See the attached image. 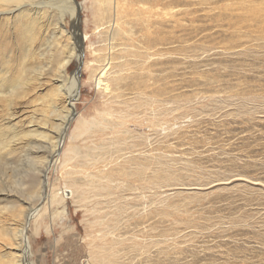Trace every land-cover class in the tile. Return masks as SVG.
<instances>
[{"label": "rangeland", "instance_id": "rangeland-1", "mask_svg": "<svg viewBox=\"0 0 264 264\" xmlns=\"http://www.w3.org/2000/svg\"><path fill=\"white\" fill-rule=\"evenodd\" d=\"M74 1L86 39L67 17L61 40L82 52L81 96L45 174L54 203L38 170L62 129L47 96L61 25L31 41L23 4L0 21V264H17L8 233L32 207L31 264H264V0H119V24L105 0Z\"/></svg>", "mask_w": 264, "mask_h": 264}, {"label": "bare ground", "instance_id": "bare-ground-1", "mask_svg": "<svg viewBox=\"0 0 264 264\" xmlns=\"http://www.w3.org/2000/svg\"><path fill=\"white\" fill-rule=\"evenodd\" d=\"M105 1L108 5L106 4L107 6H105V10L102 9L103 15L106 17L109 15V17H110L109 22L110 23L113 21V19H115L116 23L119 24V19L121 17L120 14L122 12L123 6H121L119 0H105ZM12 4H15L17 7L21 6L23 4L27 7L25 10H23L21 12L22 15H20L19 20L15 21V23L18 25V27L27 26L26 28H28V31L26 34H28L30 36L31 41L33 39H35L34 36H35L36 31H37L36 28H37L38 22H39L38 27H41L43 22L46 23L45 18L50 17L51 19H56L57 22L60 23L59 25H61V32H59L60 36L57 37V33L56 32L53 33V35H54L53 38H55L57 40V43L51 44L49 47L50 51L53 53L55 52V48L57 50H60V52L58 53V55L56 57L51 58L50 62L52 63V66L49 67V73L51 74L53 72V74L55 76V82H57L59 84L56 85L54 90L52 89L53 90L52 93L47 95V96L49 97L50 101L55 102L56 105L53 106L55 108L59 106L58 105L59 102L62 103L61 107L59 108V110H60L59 113L60 112L62 113L61 118H60L61 122H60V124H58V126L62 127V129H61V131H59L60 133L58 136V138H59L58 142L53 143L52 150L50 151V154L48 156L49 158H46V159L44 158L45 160L42 161V163H41L42 166L40 167V170H38V171H41L42 173H44V179L39 181L40 187L38 188L43 193L42 198L44 200L46 198H49L54 203L59 199V197L61 195L58 193H55L53 191H51V192L45 191V189L48 188L47 187L48 185L45 181V174H47L49 168L53 164L52 158L55 155L59 154V151L62 147L63 139L67 133L68 127H69L70 123L76 117V113H77L76 111L77 110H76L75 101L77 99H79L81 96V90H80L81 85H80V81H79L81 69H77V72H75L74 78L69 81V85L66 88L65 86L67 85L66 82L68 80V78L66 76L67 67L74 57L79 59V64H80V62L83 63V55H82L81 50L79 52H77L76 48L73 47V48H71V50H69V52L66 53V48L70 47L71 45L68 43H64V41L61 40V38L63 36V32H64V31H62V27L64 26L63 24H64L65 20L67 19V17H70L74 23V29H73L74 33H75L74 37H76V41L78 44H80V43L83 44V41L86 39V37L82 38L81 33L79 34L80 29H79V25H78V22H79L78 20H79L80 7L77 3H75L74 0H0V21L2 19V15L14 13V11L16 10V7H11ZM104 5H105V3H104ZM26 20L29 23H26L25 22ZM1 26H2V24L0 25V28H1ZM4 34L5 33H2L0 31V39L3 37ZM53 38H52V40H53ZM21 39H25V35H23L21 37ZM64 53H65V55H64ZM108 57H107V59H109ZM108 61H110V59ZM108 61H106V62L108 63ZM106 69H108L107 64L104 66L102 65L98 75L96 76L97 79L94 78V80H97L98 85H103V83H104L103 77L106 75V73H108ZM49 73L47 72V74H45V73L43 74V72H41V75H44V77L46 78V76ZM105 80H107V79L105 78ZM23 84H26V82L23 80H18L14 84H12L11 87L13 90H11V91L13 92V95H15V97L23 95V92H24ZM5 85H6L5 80H3L0 77V99L6 98L5 96H1L5 92V89H6ZM106 88L108 90H109V88L111 89V87H108V85L105 87V90H106ZM48 97L46 99H48ZM57 110H58V108H57ZM87 126L88 125L85 124L86 128H88ZM99 126L104 127L105 126L104 121L103 122L101 121V124ZM42 127H44V126H42ZM37 136H40V137L45 138V139L49 138V134H47L45 132L39 133V134H37ZM80 150H82V149H80ZM79 153H82V155H83L82 151ZM90 154L91 153H89L88 155H90ZM77 155H78V152H77ZM94 157H95V155H94ZM84 158H87V161H88L89 157H84ZM90 160H92V159H90ZM89 162L91 163V161H89ZM37 169H39V168H37ZM89 182H90V185H92L93 189L99 188L101 190L103 187H105L103 185V183H101V185H102L101 188L100 187L96 188L97 185L95 183H93V181H89ZM37 184H38V182H37ZM32 188L34 189V187H32ZM39 190L37 192H39ZM63 192L67 193L69 191L64 190ZM11 209H13V208H11ZM37 211L38 210H36V209H34V207H32L27 213L26 212L23 213V217L21 219L22 221L18 220V223L17 224L15 223V225L13 226L14 228L12 227L11 228L12 230L10 231V233H8L9 235H13V234L16 235L15 239H16L17 245L19 247V253H18L19 256H17V258H16L17 264H31V260H30L31 244H30V240H29V236H28V230H29L31 222L37 216V215H35V213ZM105 258H107V257L104 256L103 259H101V260L99 259L98 264H103V260Z\"/></svg>", "mask_w": 264, "mask_h": 264}, {"label": "water", "instance_id": "water-1", "mask_svg": "<svg viewBox=\"0 0 264 264\" xmlns=\"http://www.w3.org/2000/svg\"><path fill=\"white\" fill-rule=\"evenodd\" d=\"M82 65H83V63L80 62V64L78 65V69H81L82 68Z\"/></svg>", "mask_w": 264, "mask_h": 264}]
</instances>
